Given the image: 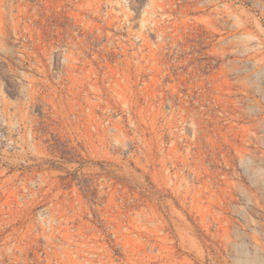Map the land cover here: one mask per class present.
<instances>
[{"label": "rangeland", "instance_id": "obj_1", "mask_svg": "<svg viewBox=\"0 0 264 264\" xmlns=\"http://www.w3.org/2000/svg\"><path fill=\"white\" fill-rule=\"evenodd\" d=\"M0 264H264V0H0Z\"/></svg>", "mask_w": 264, "mask_h": 264}]
</instances>
